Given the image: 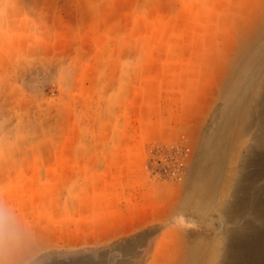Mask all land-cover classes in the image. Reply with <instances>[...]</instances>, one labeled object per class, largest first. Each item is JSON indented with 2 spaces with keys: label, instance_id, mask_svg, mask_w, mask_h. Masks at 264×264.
Returning a JSON list of instances; mask_svg holds the SVG:
<instances>
[{
  "label": "rangeland",
  "instance_id": "rangeland-1",
  "mask_svg": "<svg viewBox=\"0 0 264 264\" xmlns=\"http://www.w3.org/2000/svg\"><path fill=\"white\" fill-rule=\"evenodd\" d=\"M0 193L30 264H264V0H0Z\"/></svg>",
  "mask_w": 264,
  "mask_h": 264
},
{
  "label": "bare ground",
  "instance_id": "bare-ground-1",
  "mask_svg": "<svg viewBox=\"0 0 264 264\" xmlns=\"http://www.w3.org/2000/svg\"><path fill=\"white\" fill-rule=\"evenodd\" d=\"M253 107V106H252ZM251 110V109H249ZM252 111V110H251ZM254 111V110H253ZM260 111V110H259ZM255 112V111H254ZM250 113V112H248ZM252 114V113H251ZM256 115V114H255ZM258 122V121H257ZM252 124V123H251ZM241 126V125H240ZM242 132V131H241ZM222 136H225L224 141L220 142L217 144L216 148H217V152L213 155L208 154L206 156H204L203 158L199 159V170H198V178H199V188L195 189V193L197 194V198L199 200H201V202H207L209 196L212 195L217 182L219 180V177L221 175L222 172V166L226 160V158L228 156H230V154L232 153V149L228 148L227 145L236 141L237 140V136L236 134H229V136H226L225 131H221ZM214 151V150H212ZM255 153V152H254ZM261 153V152H260ZM205 155V154H204ZM259 156V155H258ZM263 157V156H262ZM256 159V158H255ZM238 161V160H237ZM255 161V160H254ZM262 161V160H261ZM254 163V162H252ZM259 163V162H258ZM235 165V164H234ZM261 165V164H260ZM232 167V166H231ZM260 168V167H259ZM227 171V170H226ZM251 174V173H250ZM225 176V175H224ZM253 176V175H252ZM248 177V176H247ZM249 179V178H248ZM263 179V178H262ZM256 180V179H255ZM242 181V180H241ZM250 182V181H249ZM262 182V181H261ZM251 183V182H250ZM249 184V183H248ZM251 186V185H250ZM243 187V186H242ZM256 187V186H255ZM258 188V187H257ZM256 188V189H257ZM243 189V188H242ZM191 191V190H190ZM193 191V189H192ZM245 191V190H244ZM251 191V190H250ZM249 192V191H248ZM254 194V193H253ZM250 195V194H249ZM239 196V195H238ZM241 196V195H240ZM237 200V199H236ZM254 200V199H253ZM261 200V199H260ZM263 200V199H262ZM249 203V202H248ZM262 204V203H261ZM233 206V205H232ZM259 207V205H258ZM261 208V206H260ZM232 210V209H231ZM233 211V210H232ZM192 211L188 210H183V213H190ZM254 213V212H253ZM221 215V214H220ZM256 215H254L255 217ZM244 217V216H243ZM226 220V219H224ZM245 225V224H244ZM236 227V226H235ZM246 227V226H244ZM251 228V227H246ZM237 229V228H236ZM260 229V228H259ZM239 230V229H238ZM241 230V229H240ZM250 230V229H249ZM250 232V231H249ZM251 233V232H250ZM254 233V232H253ZM230 234V233H229ZM238 235V234H237ZM234 237V236H233ZM232 238V237H231ZM236 238V237H235ZM238 239V238H236ZM233 240V239H232ZM239 240V239H238ZM241 240V239H240ZM142 241V240H141ZM237 241V240H236ZM197 246L194 247L191 252H190V257H189V264H224V262L217 260L216 258L210 257V258H206V256L202 255L198 250H206V248L208 247V242H204L202 240L197 241ZM243 242V241H242ZM251 242V241H250ZM138 243V242H137ZM238 243V242H237ZM240 243V242H239ZM247 243V242H246ZM157 244V243H156ZM235 244V243H234ZM248 244V243H247ZM122 245V244H121ZM140 245V244H139ZM144 245V244H143ZM170 245V244H169ZM236 245V244H235ZM242 245V244H241ZM239 245V246H241ZM244 246V245H243ZM247 246V245H245ZM228 247V246H227ZM120 248V247H119ZM123 249V247H122ZM235 249V248H234ZM123 251V250H122ZM121 251V253H122ZM131 252V251H128ZM100 253V252H99ZM104 253V252H103ZM102 253V254H103ZM127 253V252H126ZM138 253V252H137ZM105 254V253H104ZM115 254V253H114ZM113 254V255H114ZM98 255V254H97ZM109 255V254H108ZM112 255V256H113ZM118 255V254H117ZM115 255V257L117 256ZM147 255V254H146ZM261 254H257L254 256L257 257H261ZM95 256V255H94ZM246 257L243 258V255H241V261L240 262H236L233 264H262L261 262H259L262 259L256 260L255 258H253L250 254H246ZM126 258V257H125ZM128 258V257H127ZM93 259V258H92ZM98 259V258H97ZM116 259V258H113ZM118 259V258H117ZM129 259V258H128ZM104 261V260H103ZM112 261V260H110ZM245 261V263H244ZM102 262V261H101ZM115 262V261H113ZM142 262V261H141ZM143 263V262H142ZM173 264V262H171ZM230 263V262H229ZM113 264V263H112ZM131 264V262H130ZM133 264V263H132Z\"/></svg>",
  "mask_w": 264,
  "mask_h": 264
},
{
  "label": "clouds",
  "instance_id": "clouds-1",
  "mask_svg": "<svg viewBox=\"0 0 264 264\" xmlns=\"http://www.w3.org/2000/svg\"><path fill=\"white\" fill-rule=\"evenodd\" d=\"M36 244L32 226L0 193V264H30Z\"/></svg>",
  "mask_w": 264,
  "mask_h": 264
}]
</instances>
